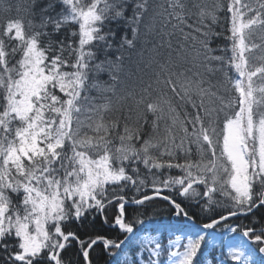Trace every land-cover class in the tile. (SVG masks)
Returning a JSON list of instances; mask_svg holds the SVG:
<instances>
[{"label": "snow or ice", "instance_id": "snow-or-ice-1", "mask_svg": "<svg viewBox=\"0 0 264 264\" xmlns=\"http://www.w3.org/2000/svg\"><path fill=\"white\" fill-rule=\"evenodd\" d=\"M0 11V264H264V0Z\"/></svg>", "mask_w": 264, "mask_h": 264}, {"label": "trees", "instance_id": "trees-1", "mask_svg": "<svg viewBox=\"0 0 264 264\" xmlns=\"http://www.w3.org/2000/svg\"><path fill=\"white\" fill-rule=\"evenodd\" d=\"M3 19H4V14L2 11H0V22H2ZM173 174H177L175 170H173ZM147 194H152L150 189L148 190ZM163 194L167 195L169 193L165 191ZM149 207L151 210H154L156 220H167L172 216L173 209L169 206V204L166 201H163L159 197L155 198L152 202H150ZM204 222H206V219L203 217V215H201L198 218V223L202 224ZM232 222L240 223V224H249L250 220L245 217H240V218H233ZM80 235L82 239L85 238L82 233H80Z\"/></svg>", "mask_w": 264, "mask_h": 264}, {"label": "rangeland", "instance_id": "rangeland-1", "mask_svg": "<svg viewBox=\"0 0 264 264\" xmlns=\"http://www.w3.org/2000/svg\"><path fill=\"white\" fill-rule=\"evenodd\" d=\"M149 195H152V194H149Z\"/></svg>", "mask_w": 264, "mask_h": 264}]
</instances>
